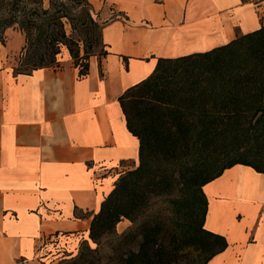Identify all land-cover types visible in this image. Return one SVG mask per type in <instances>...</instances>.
I'll return each instance as SVG.
<instances>
[{
	"label": "crops",
	"instance_id": "1",
	"mask_svg": "<svg viewBox=\"0 0 264 264\" xmlns=\"http://www.w3.org/2000/svg\"><path fill=\"white\" fill-rule=\"evenodd\" d=\"M87 1L106 55L90 57L85 75L66 49L55 66L18 73L24 35L9 28L0 43V264H54L87 240L115 182L139 165L118 99L158 59L209 51L264 23V0ZM201 190L203 228L228 243L207 264H264V174L234 165Z\"/></svg>",
	"mask_w": 264,
	"mask_h": 264
},
{
	"label": "trees",
	"instance_id": "2",
	"mask_svg": "<svg viewBox=\"0 0 264 264\" xmlns=\"http://www.w3.org/2000/svg\"><path fill=\"white\" fill-rule=\"evenodd\" d=\"M82 1L87 9L77 21L94 29L91 6ZM51 9L42 0H0V43L9 28L24 35L22 67L28 72L55 66L66 47L85 75L90 48L80 57L64 30L68 13ZM118 100L128 131L139 141V165L118 178L93 215L77 255L61 263L207 264L228 243L203 228L207 201L202 187L234 165L264 174V23L209 51L158 59L154 72ZM249 143L250 158L216 167ZM167 171H177L194 196L179 233L154 218L139 222L153 199L172 193ZM123 219L132 227L117 234ZM103 240L113 245L102 256Z\"/></svg>",
	"mask_w": 264,
	"mask_h": 264
},
{
	"label": "rangeland",
	"instance_id": "3",
	"mask_svg": "<svg viewBox=\"0 0 264 264\" xmlns=\"http://www.w3.org/2000/svg\"><path fill=\"white\" fill-rule=\"evenodd\" d=\"M42 2L44 8L51 7L52 12L59 11V15L62 12L68 13L67 15L69 16V20L66 18L62 19V22L64 24V30L67 37H69V39L72 41V47H74V45L78 47L80 57L84 55L83 51L87 47L90 48L89 50V54L91 55L90 57H94V56L98 58L102 57L104 53V47L101 42L100 30L103 23L99 22L97 15L92 10L90 12V15L96 23V27L94 29L90 28L86 24L83 25L79 23V21H77V16L81 13V11L87 9V7H85L82 0H42ZM60 4H62L63 6H60ZM63 49H66V47H61L60 53L56 57V61L63 58L62 55ZM24 59H25L24 57H21L19 61H15L14 70L16 72H28V69L22 67ZM71 60L73 65H75L76 62L72 58ZM80 63L78 64L79 66L81 65ZM75 66L80 69L79 66L77 65ZM249 147H250V143L247 146L242 147L238 152L237 151L230 152L228 156H226L222 160L217 161L216 167L219 168L222 165L228 164L234 160L236 161L242 159L247 160L251 156L250 153L248 152ZM167 172L171 175V178H173L172 193L169 195H165L161 198L153 199L151 206L145 212L144 217H141L139 222L143 221V218L145 219L154 218L155 220L163 224L165 227L174 231V233H179V231L183 228L182 220L184 219L185 214L189 211V207L191 205V202L193 201L194 196L191 195V192L186 191L182 183L183 178L178 177L177 171H167ZM131 227L132 224L130 223L129 227L123 232L127 231ZM116 229H115L116 233L121 234L118 233ZM110 245H113V243L109 244L103 240L102 251L100 255L103 256L104 253H109L111 248ZM78 251L73 255L63 256L58 260V262L54 264H62L61 263L62 261L68 260L76 256Z\"/></svg>",
	"mask_w": 264,
	"mask_h": 264
}]
</instances>
